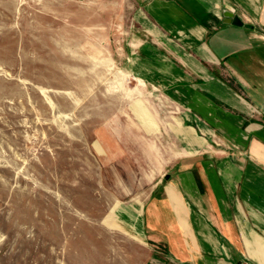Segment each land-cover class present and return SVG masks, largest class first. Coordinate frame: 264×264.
<instances>
[{
    "label": "rangeland",
    "instance_id": "obj_1",
    "mask_svg": "<svg viewBox=\"0 0 264 264\" xmlns=\"http://www.w3.org/2000/svg\"><path fill=\"white\" fill-rule=\"evenodd\" d=\"M111 1L0 0V264L148 257L123 209L173 161L170 109L123 67Z\"/></svg>",
    "mask_w": 264,
    "mask_h": 264
},
{
    "label": "crops",
    "instance_id": "obj_2",
    "mask_svg": "<svg viewBox=\"0 0 264 264\" xmlns=\"http://www.w3.org/2000/svg\"><path fill=\"white\" fill-rule=\"evenodd\" d=\"M108 7L123 67L170 109L173 161L123 209L142 264H264V0Z\"/></svg>",
    "mask_w": 264,
    "mask_h": 264
},
{
    "label": "water",
    "instance_id": "obj_3",
    "mask_svg": "<svg viewBox=\"0 0 264 264\" xmlns=\"http://www.w3.org/2000/svg\"><path fill=\"white\" fill-rule=\"evenodd\" d=\"M229 17H233L231 21L235 24H241V21L239 20L238 16H233L231 14L228 15Z\"/></svg>",
    "mask_w": 264,
    "mask_h": 264
}]
</instances>
